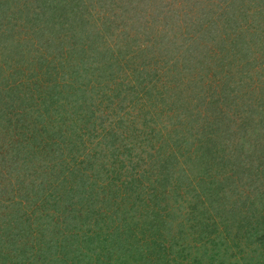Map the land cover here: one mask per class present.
<instances>
[{"label":"rangeland","instance_id":"374dc122","mask_svg":"<svg viewBox=\"0 0 264 264\" xmlns=\"http://www.w3.org/2000/svg\"><path fill=\"white\" fill-rule=\"evenodd\" d=\"M50 1L0 0V37L7 31L13 39L0 47V264H264V34L254 31L260 18H246L242 27L249 12L233 0H78L80 16L73 0L59 6L61 16ZM238 1L264 9V0ZM121 38L151 39L159 57L137 81L127 73L147 56L141 44L115 49ZM106 40L113 54L103 48ZM165 64L175 84L149 81L164 75ZM223 85L217 104L207 96L200 105ZM116 90L126 102L120 107L110 99ZM134 101L156 134L141 147L147 156L155 144V171L169 162L185 167L196 188L186 193L178 178L156 188L159 230L152 224L148 231L152 202L112 189L114 162L103 157L111 141L116 146L112 131L146 132L144 124L128 125L132 116L111 117ZM134 165L141 173L153 164ZM211 202L232 209L226 221ZM111 204L125 216L127 233L111 220Z\"/></svg>","mask_w":264,"mask_h":264},{"label":"trees","instance_id":"16d2710c","mask_svg":"<svg viewBox=\"0 0 264 264\" xmlns=\"http://www.w3.org/2000/svg\"><path fill=\"white\" fill-rule=\"evenodd\" d=\"M233 1H234V2H232L233 6L238 8L239 12H244L246 10L249 12L248 16L246 14H243L245 16V18L241 17L242 18L241 26L242 27L245 26L244 22H246V20H245L246 18L247 19L250 18L251 21L258 20V18H260L261 24H260L259 27L256 26V29L254 31L263 30L262 34H264V23H263L264 22V9H262L261 6H258L256 2H252L251 3L252 9H250L248 7V4H250V3L244 4L243 3L244 1H238V0H233ZM77 2H78V0L77 1L73 0V2H72L74 5L77 6L76 11H74V14L77 13V15L80 16L81 13L77 12V11L81 10V9H79L81 4H77ZM257 2H259V1H257ZM69 4H70L69 0H51L48 3V7L51 9V12H52V10L56 11V9L58 8L60 11L59 10L56 11L57 13H55V14H56V16L57 15L61 16L62 13H63V11H62L63 5H69ZM59 6H62V7H59ZM1 13H0V16L2 15ZM252 18H254V19H252ZM120 20H122V19H120ZM125 25H126V22L124 20L121 21L120 23L116 24L117 27L118 26L124 27ZM250 25L251 24L249 23L248 26H250ZM0 26H3V24L2 25L0 24ZM8 33H7V31H4L1 35H3V36L5 35V37H3V38L0 37V47L3 48V51L5 49V43H7L8 41L13 40L12 36L10 35V33H9V35H8ZM7 37H8L9 40L7 39ZM84 38L80 39L81 42H82L81 45H84L86 43V40H84ZM96 41H98V43H101V44L103 43L101 38L98 39V40L97 39L96 40L92 39V41L89 42V45H91L93 47L95 45ZM118 42H117V45H116L115 49H117L119 44L130 43L131 48L134 50L135 46H138L139 44H141L142 48L144 50V54L147 56V58H144V61L139 60V63H137L138 64V70H137L136 73H135L136 69H134L133 71L130 70V72L127 73V74L130 75L132 80H136L137 81L138 80L137 78H139L138 72L140 73L144 69H147L149 67V64H150V67H151L152 65H155L159 61V57L151 52V47H152L151 46V42H152L151 39H145L144 40L145 44H144V42L141 43V42H139V40L137 41L136 39L135 40H130V39L128 40L126 38L124 39V41L121 38V39L118 40ZM11 43H12V41H11ZM112 43L113 42L106 40L105 43L103 44V48L107 52L111 51V53L113 54L112 51H114V50L112 48L113 45H111ZM151 59H155L154 60L155 62L154 61L150 62ZM125 62H126V64L127 63L130 64L132 62V58L130 57V58L126 59ZM81 67H83V65H81ZM164 67L165 68L162 69V70H164L163 71L164 75H162L159 78H155L156 75L154 77L149 75V81L150 80L151 81L152 80H157L158 83H161L163 85L164 83H162L161 80H163V78H164L165 81L167 80V83L174 85L175 84L174 83L175 80H173L172 78H171L172 80H168L167 79V77H168V75L170 73V70H171L170 65L169 64H165ZM78 68H80V65L78 66ZM140 68H142V69H140ZM95 69H97L98 72H102V71L105 70V69H103V65H100V68L97 67ZM179 69L180 70H178V72H180V71L182 72L183 71L182 67H179ZM108 71H111V70L108 69ZM142 81L143 82L147 81V78L143 77ZM221 87L222 88H220L219 91H217L216 93L214 92L213 95H208L206 93H205L206 95H203V96L200 95V96H202L201 99H199L200 100V105L204 104L203 101H206L207 96L209 97V104L210 105L217 104L219 100L217 98H215V96L218 94L220 97H222V96H224V93L226 92V90H223L224 89L223 87H225V86L223 85ZM145 93H147L146 89L144 91H142V95L143 94L145 95ZM74 94H75V92H74ZM125 98H127L126 95H125ZM110 99L112 100V102L116 103V105L118 107H120L122 105V103H126L124 101L125 100L124 96L122 98L121 94L117 90H116V94L114 95V97H110ZM127 104L130 105L129 107L131 108V109L127 110L128 112L126 110L123 111V112H120V113L117 112V113L112 114L111 117L114 118L116 116V117H121L123 119H128L130 116H132L133 119H132V121H130L128 123V125L131 126L132 124L135 123L133 125V127L134 126L140 127V125L144 124V129L146 130V132L142 133V132L135 131L134 133H122V131L121 132L120 131H118V132L117 131L116 132L112 131L111 134L109 133L110 136H111V139L115 142V145H116V146H114L112 141H111L110 142V146L111 147H109V154L103 155L104 159H107V160L111 159L112 162H114V163H112L111 166H109V170L113 174V177L115 176L114 179L110 180L111 181L110 186H112V189H114L115 191L117 190V188L118 189L121 188V190L128 189L129 190L128 191L129 192L128 193L129 197H132V196L137 197L139 199L138 201H141L143 203L144 202L147 203L149 201L152 202L151 203V207H153V208L149 212L150 218H148V221H149L148 231H149V229H151L152 224L154 226H156V228L159 230L160 224H162L163 222L161 221L162 219L157 220L159 215H158V213H156V207L154 208V205H155L156 201L153 200V196H154V199H155L156 188L160 187V185L162 187V185H164L163 183L168 181L171 178H178V180L182 181L180 183V185L182 186V188L184 187V191L186 193H191V192L194 193L196 188H195V185L192 184L193 181L192 180L190 181V179L187 178L188 176L185 175V173H184L185 167H180V165L179 166H174V165H171V163L169 162L166 171H164V172L155 171L156 165H154V162L157 161V158L160 159V157L158 156V152L157 151L156 152L153 151L155 149V147H156L155 144H152L151 146H149L150 153L148 152L147 156L145 155L146 153H144L141 150V147L146 145V143H155V141H156L155 135L156 134H154V131L151 130V128L149 129L148 122H147V118L148 117L146 118V114L144 113V114L140 115V112H142L141 111L142 110L141 109L142 103L140 101H138V102L134 101L133 103L131 102V104H129V102ZM135 111L137 112L136 114H135ZM138 111H140V112H138ZM139 115L141 117H136V116H139ZM212 115H213V113L211 114V118L210 119L207 118L208 122H209V120L210 121L214 120V118L212 119ZM111 117L108 118V121H112ZM123 119H122V121H123ZM209 124L212 125L213 122L209 123ZM120 127L123 128V130L126 132V130H125L126 127L125 126L124 127L120 126ZM138 131H139V129H138ZM135 136H136V139H134ZM168 140H169V136H168ZM165 142L167 143V141H165ZM136 152H137V154L139 156L135 155ZM172 160H174V159H172ZM147 161L151 162L153 164L151 166L152 168L149 171L143 170L141 173H136V167H135L134 164L138 165L140 163H145ZM171 166H174V168H170ZM48 175L51 177L50 174H48ZM75 175H76V172H75ZM135 176H137V178ZM138 177H140V178H138ZM84 181L87 182V178H85ZM32 185L35 186L34 184H32ZM146 192H148L147 195H146ZM223 193H224V191H222V194ZM231 194H232V192L230 193V195ZM171 196L172 195H170L169 199H171ZM126 199L129 200L128 198H126ZM217 200H220L219 197H218ZM162 201H163V199H162ZM212 205H215L213 209H215V207H220L221 214L224 215V217L226 216L225 217V221H226L227 215L230 216V213H232L231 212L232 209L229 210L230 212L228 211L227 213H225V211L223 209L224 208V206H223L224 204L217 205V202H215V203L211 202L207 206L209 208H212ZM110 207L112 209V214H109V216H110L111 220L116 223V228H118V224H120V225H122V228H124L126 230V231L124 230L125 233H127V229L126 228L128 227V223H127V220H126L125 216H120L117 213V210L112 207V204L110 205ZM129 207L133 208L132 209L133 212H137V210L139 209L136 206L134 207V205L130 204V203H129ZM191 210L195 211L193 209H191ZM191 216H195V215H191ZM155 219L158 222V224L154 223ZM227 223L229 225L230 222L227 221ZM200 225L202 227V224H200ZM199 228H200V226H199ZM226 232H229V226H227ZM227 234H229V233H227ZM118 243H119V245L122 246V243H121L120 239H119ZM31 246H33L32 243H28V247L26 246V244L22 245V247L20 249V251L22 253L19 251L20 253H18V254L19 255H23L26 252V250H28V248L31 249ZM122 247H124V246H122ZM16 250H18V249H16ZM216 264H220V262L217 260Z\"/></svg>","mask_w":264,"mask_h":264}]
</instances>
